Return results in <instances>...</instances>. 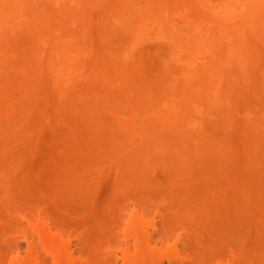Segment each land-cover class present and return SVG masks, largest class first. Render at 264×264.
<instances>
[{"label": "rangeland", "instance_id": "374dc122", "mask_svg": "<svg viewBox=\"0 0 264 264\" xmlns=\"http://www.w3.org/2000/svg\"><path fill=\"white\" fill-rule=\"evenodd\" d=\"M113 258L264 264V0H0V264Z\"/></svg>", "mask_w": 264, "mask_h": 264}, {"label": "bare ground", "instance_id": "6f19581e", "mask_svg": "<svg viewBox=\"0 0 264 264\" xmlns=\"http://www.w3.org/2000/svg\"><path fill=\"white\" fill-rule=\"evenodd\" d=\"M109 259H110V258H109ZM109 259H108V260H109ZM109 262H110V260H109ZM112 262H113V264L116 263V262L114 261V258H113V261H112Z\"/></svg>", "mask_w": 264, "mask_h": 264}]
</instances>
